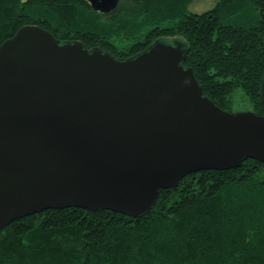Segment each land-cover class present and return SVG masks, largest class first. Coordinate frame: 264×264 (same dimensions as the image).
I'll list each match as a JSON object with an SVG mask.
<instances>
[{
	"label": "water",
	"instance_id": "1",
	"mask_svg": "<svg viewBox=\"0 0 264 264\" xmlns=\"http://www.w3.org/2000/svg\"><path fill=\"white\" fill-rule=\"evenodd\" d=\"M116 1L88 0L100 10ZM186 48L164 34L121 56L36 21L2 37L0 227L53 205L140 214L185 171L264 162V68L260 109L220 107Z\"/></svg>",
	"mask_w": 264,
	"mask_h": 264
},
{
	"label": "trees",
	"instance_id": "2",
	"mask_svg": "<svg viewBox=\"0 0 264 264\" xmlns=\"http://www.w3.org/2000/svg\"><path fill=\"white\" fill-rule=\"evenodd\" d=\"M0 0V40L25 21L59 38H79L117 55L156 35L178 34L203 91L231 109L239 85L260 109L264 0ZM0 264H264V162L183 172L158 187L140 214L78 204L44 206L0 227Z\"/></svg>",
	"mask_w": 264,
	"mask_h": 264
},
{
	"label": "rangeland",
	"instance_id": "3",
	"mask_svg": "<svg viewBox=\"0 0 264 264\" xmlns=\"http://www.w3.org/2000/svg\"><path fill=\"white\" fill-rule=\"evenodd\" d=\"M212 0H191L189 2L190 7L192 8H201L206 6V4L210 3ZM168 36L175 34H166ZM231 109H243L244 107H250L249 97H247L246 93L239 85H234L232 91L229 95Z\"/></svg>",
	"mask_w": 264,
	"mask_h": 264
}]
</instances>
